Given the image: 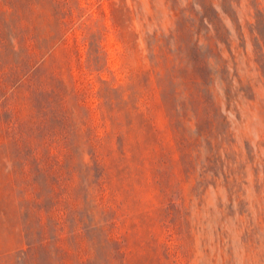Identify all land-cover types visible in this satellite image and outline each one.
Returning <instances> with one entry per match:
<instances>
[{
  "label": "rangeland",
  "instance_id": "1",
  "mask_svg": "<svg viewBox=\"0 0 264 264\" xmlns=\"http://www.w3.org/2000/svg\"><path fill=\"white\" fill-rule=\"evenodd\" d=\"M33 2L23 16L24 48L0 59V84L8 83L0 107V209L7 212L0 253L23 246L7 157L16 128L29 176H37L26 196L34 187L44 193L39 216L58 222L71 252L65 264L94 251L102 263L89 264H110L119 246L125 264H264V76L251 39L238 53L247 93L225 111L241 153L238 173L226 179L196 137L194 110L177 117L164 96L168 67L177 65L181 92L193 74L187 49L197 36L180 20L186 0ZM240 15L244 24L252 20L245 6ZM163 34L175 52L161 49ZM51 189L61 195L51 199ZM86 194L87 207L108 222L93 230L94 247L72 234L67 214V205L86 204Z\"/></svg>",
  "mask_w": 264,
  "mask_h": 264
},
{
  "label": "trees",
  "instance_id": "2",
  "mask_svg": "<svg viewBox=\"0 0 264 264\" xmlns=\"http://www.w3.org/2000/svg\"><path fill=\"white\" fill-rule=\"evenodd\" d=\"M34 0H0V59H6L10 52H17L24 47L26 30L23 26V16L27 3ZM186 6L181 9L184 25L188 26L190 36L196 35L195 41L188 45L186 66L191 65L193 74L190 80L184 78L186 89L178 90L176 83V68L173 64L168 67L167 85L164 89L166 101L170 102L173 115L181 116L190 108L194 110L197 122V139L203 145L207 159L214 158L221 162L222 172L226 179L238 173V157L241 153L234 148L235 139L231 131L227 110L232 106L236 108L240 94L247 93V88L238 72V53L242 46L246 48L248 38L253 43L254 58L264 76V0H186ZM177 5L179 0H173ZM247 8L251 19L244 24L240 12ZM176 33L172 36L176 37ZM166 40L161 44V49L166 52H175L168 45L171 42L169 35H164ZM155 37V35H153ZM54 38V36H53ZM240 39L239 42H236ZM18 46V49H15ZM167 58V57H166ZM20 56L15 68L18 70ZM190 84V85H188ZM193 85V86H192ZM7 80L0 84L1 106L7 104ZM13 128L14 148L8 151L11 160L9 172L15 175L14 186L21 197L17 208L23 246L15 252L0 253V264H65L70 250L62 243L58 231V222L51 220V224L42 221L39 216L42 209L41 197L44 195L40 188L34 187L33 197H27L26 184L37 182V176H29L26 145L21 129ZM8 145H6L7 147ZM2 157L0 156V162ZM38 169V167H37ZM56 176V175H55ZM57 178H61L60 174ZM60 180V179H59ZM51 199L61 195L58 190L51 189ZM76 197L79 191L75 192ZM86 194L87 201L83 206L67 205V214L71 218L72 234H79L89 238L91 247L96 245L93 230L98 226L104 227L107 220L97 218L98 210L88 208L87 204L93 202ZM95 207L98 204L93 203ZM101 214H107L102 209ZM0 221H7V212L0 209ZM101 224V225H100ZM70 226V225H69ZM64 231L65 225L60 227ZM76 229L80 231L75 232ZM108 241H118L115 237H107ZM83 248L79 246V254ZM121 253V261L114 262L117 254ZM81 256V255H80ZM4 259L6 261H4ZM101 262L98 252L77 261V264H89L93 261ZM125 253L120 251V246L113 248L110 264H125Z\"/></svg>",
  "mask_w": 264,
  "mask_h": 264
}]
</instances>
